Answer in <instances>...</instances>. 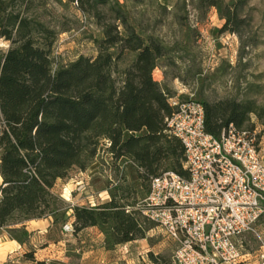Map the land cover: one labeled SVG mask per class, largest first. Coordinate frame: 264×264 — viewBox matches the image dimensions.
Wrapping results in <instances>:
<instances>
[{
    "label": "trees",
    "instance_id": "trees-1",
    "mask_svg": "<svg viewBox=\"0 0 264 264\" xmlns=\"http://www.w3.org/2000/svg\"><path fill=\"white\" fill-rule=\"evenodd\" d=\"M70 1L101 38L93 40L95 57L63 64L54 54L57 32L30 12L34 0H0V40L9 43L0 51V228L26 238L28 221L47 219L62 231L69 220L74 235L95 227L106 244L118 246L145 239L153 228L137 209L147 184L168 171L186 177L183 147L165 126L174 97L153 79L162 63H174L172 50L135 18L129 5L144 0ZM225 1L195 0L194 9H216L222 31L237 33L246 0ZM200 103L205 131L214 137L230 124L245 130L251 115L264 125V105L254 101ZM100 146L113 162L131 163L144 191L120 174L108 201L66 203L53 192L55 183L85 171ZM148 257L154 264L161 258ZM23 259L34 261L33 253Z\"/></svg>",
    "mask_w": 264,
    "mask_h": 264
},
{
    "label": "rangeland",
    "instance_id": "rangeland-1",
    "mask_svg": "<svg viewBox=\"0 0 264 264\" xmlns=\"http://www.w3.org/2000/svg\"><path fill=\"white\" fill-rule=\"evenodd\" d=\"M194 2L144 0L129 5L141 28L157 36L172 50L174 63H162L153 71V79L166 86L172 97L182 101L250 100L264 105V0H246L240 11L243 23L237 33L222 31L224 20L216 9L196 10ZM30 12L57 32L56 61L65 64L78 56H96L93 40L101 38L100 29L91 19L81 16L70 0H34ZM8 46V42L0 40V51ZM243 129L257 134L260 154L264 158V125L251 115L249 125ZM120 174L142 194L144 190L131 163L126 159L113 162L100 146L93 163L85 171L74 169L68 178L55 183L53 192L72 206H96L108 201L107 190ZM145 220L153 225L145 239L118 246L106 244L99 229L100 237L84 230L74 235L68 220L63 229L71 234L70 264H154L149 254L161 256L156 264H174L175 244L156 223ZM4 232L18 239L23 237L20 232L2 230L1 238ZM59 235L58 230L51 233V240ZM101 238L106 251L93 248L92 256L88 257L87 246L96 247L98 242L95 241ZM238 244L242 256L246 251L259 256L264 252L260 248L264 246V215L252 231L238 239Z\"/></svg>",
    "mask_w": 264,
    "mask_h": 264
},
{
    "label": "built area",
    "instance_id": "built-area-1",
    "mask_svg": "<svg viewBox=\"0 0 264 264\" xmlns=\"http://www.w3.org/2000/svg\"><path fill=\"white\" fill-rule=\"evenodd\" d=\"M169 106L165 126L183 147L186 177L168 171L153 178L137 209L175 244L174 264H238V239L264 215L257 134L230 124L214 137L205 131L200 102L174 97Z\"/></svg>",
    "mask_w": 264,
    "mask_h": 264
},
{
    "label": "crops",
    "instance_id": "crops-1",
    "mask_svg": "<svg viewBox=\"0 0 264 264\" xmlns=\"http://www.w3.org/2000/svg\"><path fill=\"white\" fill-rule=\"evenodd\" d=\"M1 183V178H0ZM24 232L27 233L26 238L20 241L11 237L8 233H3L0 244V264H70L71 263V250L73 247L71 243V234L59 231L56 240H51V233L55 232L57 228L53 226L50 220H31L24 224ZM90 231L97 237L102 236L98 229L95 227L87 228L84 230ZM65 232V233H64ZM83 233V232H81ZM91 241H94L91 239ZM96 247L92 245L87 246L88 257L93 253V248H98L105 252V244L103 238L96 240ZM83 243V242H82ZM91 251H89L90 249ZM261 248V247H260ZM27 252H32L34 261H26L23 255ZM260 253V252H259ZM246 251L242 256L239 264H261L260 256L254 255Z\"/></svg>",
    "mask_w": 264,
    "mask_h": 264
}]
</instances>
